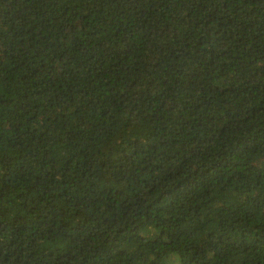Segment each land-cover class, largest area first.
<instances>
[{
  "label": "trees",
  "instance_id": "obj_1",
  "mask_svg": "<svg viewBox=\"0 0 264 264\" xmlns=\"http://www.w3.org/2000/svg\"><path fill=\"white\" fill-rule=\"evenodd\" d=\"M0 264H264V0H0Z\"/></svg>",
  "mask_w": 264,
  "mask_h": 264
}]
</instances>
